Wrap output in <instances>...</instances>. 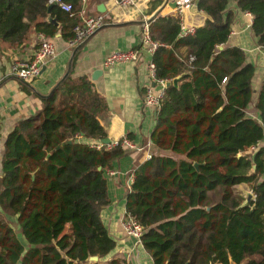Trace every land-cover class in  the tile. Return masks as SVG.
<instances>
[{"label": "trees", "instance_id": "16d2710c", "mask_svg": "<svg viewBox=\"0 0 264 264\" xmlns=\"http://www.w3.org/2000/svg\"><path fill=\"white\" fill-rule=\"evenodd\" d=\"M66 1L79 9V0ZM230 1L198 0L208 18L194 34L180 37L176 17L151 26L163 43L153 56L158 78L182 77L155 108L159 153L146 158V144L91 146L107 138L99 116L108 105L86 76L70 73L40 111L17 122L0 159V264H127L104 261L116 241L101 216L110 203L107 173L127 151L137 157L126 219L142 225L154 264H264V81L258 120L247 114L255 65L227 46ZM235 1L254 15L264 48V0ZM78 21L50 0H0V50L21 54L33 30L70 39ZM181 45L186 56L176 54ZM242 184L255 195L245 205Z\"/></svg>", "mask_w": 264, "mask_h": 264}, {"label": "crops", "instance_id": "0c3cea01", "mask_svg": "<svg viewBox=\"0 0 264 264\" xmlns=\"http://www.w3.org/2000/svg\"><path fill=\"white\" fill-rule=\"evenodd\" d=\"M180 1L138 0L134 5L120 6L116 0H87V14L106 15L108 17L106 23L80 43L71 44L73 37L66 39L61 31L50 37L56 46V57L48 62L40 76L28 82L13 77L10 68L16 61L29 59L41 41L42 32L33 30L29 34V46L21 54H17L18 51L13 49L4 52L0 50V159L5 149L6 138L17 122L35 115L42 109V99L56 88L66 75L70 64L72 76H86L106 100L108 110L99 118L110 142L127 136L137 145L146 144V158L148 154H153L151 151L155 150L157 153L158 147L151 141L157 111L153 107L145 106L143 102L145 88L154 84L149 73L153 55L142 50L137 62L110 67H105L103 61L115 50L140 48L141 35L147 23L150 29L153 26L157 30L154 24L160 17L179 18L177 4ZM197 1H194L193 8L185 12L184 20L188 26L199 28L205 24L208 15L198 8ZM226 11L234 14L227 46H238L243 49L247 60L256 68L253 97L247 114L259 120L255 104L264 81V48L258 45L252 28L254 16L242 11L235 0L228 3ZM188 51L186 45H181L176 54L186 56ZM81 140L91 142L85 138ZM263 146L264 139L259 142L258 148ZM135 154L125 152L107 173L110 203L103 208L101 216L104 225L116 241V247L104 261L124 259L127 264H154L150 252L143 243L128 236L123 226L126 220V193L137 157ZM112 170L116 173L110 174ZM242 185L247 187L245 195L251 193L252 199H255L250 187L247 184ZM242 185L238 187L241 188ZM21 239L25 241L22 236Z\"/></svg>", "mask_w": 264, "mask_h": 264}, {"label": "built area", "instance_id": "2783aa9c", "mask_svg": "<svg viewBox=\"0 0 264 264\" xmlns=\"http://www.w3.org/2000/svg\"><path fill=\"white\" fill-rule=\"evenodd\" d=\"M116 1L120 6H130L136 4L138 0ZM194 1L195 0H181L177 4V14L181 24V34L183 36L194 34L197 30V28L194 26H188L184 20L185 12L193 8ZM50 2L58 4L61 9L68 12L70 16H76L79 18V21L73 27L74 36L71 44L80 43L89 38L106 23V19L108 18L106 15H88L86 10L87 0H79V9L77 10L72 2H68L66 0H50ZM247 14L254 16L248 11ZM40 37L41 41L34 49L29 59L27 61H16L10 68L12 76L20 81L28 82L37 78L41 75L43 68L48 64V62L52 61L56 57V46L52 39L48 38L43 33L40 34ZM162 45L163 43L154 39L150 30V26L147 23L141 35L140 48L115 50L105 57L103 65L105 67H110L120 64H133L140 59L142 50H146L154 56L156 51ZM149 73L154 84L145 88L143 93V102L145 106L159 109L163 103V100L165 99L168 82L171 80L158 78L156 63L153 61V59L149 64ZM91 146L97 150H102L103 148L111 150L116 146H123L137 150L142 149L127 136H124L113 142L111 141L110 143H105L103 140L91 142ZM150 156L151 154L148 155V157ZM114 173H116V171H110V174ZM133 179L134 175H132L130 183L133 181ZM123 226L124 231L128 236L135 238L138 242L142 241L141 239L144 234V229L140 223L132 218H129L124 221Z\"/></svg>", "mask_w": 264, "mask_h": 264}, {"label": "water", "instance_id": "95a60500", "mask_svg": "<svg viewBox=\"0 0 264 264\" xmlns=\"http://www.w3.org/2000/svg\"><path fill=\"white\" fill-rule=\"evenodd\" d=\"M53 22L56 23L55 20H53ZM70 72H71V64L69 65L68 71H67L66 75L64 76V78L67 77V76L70 74ZM181 79H182V77L179 76V77H177V78H175V79L169 81V82H168V87L171 86V85H177ZM51 93H52V92H51ZM156 111H157V110H156ZM103 142H105V143H110V139H109V138H105V139L103 140ZM198 165H199V163H196V166H198ZM250 200H252V194H251V193H248L247 198H246V200H245V202H244V205L247 204ZM98 259H99L98 256H92V257H91V260H98ZM232 262H233V261H232ZM233 263H234V262H233Z\"/></svg>", "mask_w": 264, "mask_h": 264}, {"label": "rangeland", "instance_id": "374dc122", "mask_svg": "<svg viewBox=\"0 0 264 264\" xmlns=\"http://www.w3.org/2000/svg\"><path fill=\"white\" fill-rule=\"evenodd\" d=\"M151 152L155 153V150H154V151H151ZM159 152H160V150L158 149L157 153H159ZM148 155H149V154H148ZM147 158H148V157H147ZM239 189H240L242 192H245V190H247V187H246V185H242V187H241V188L239 187ZM14 226H15L16 230L19 232L20 229H19L18 224L15 223Z\"/></svg>", "mask_w": 264, "mask_h": 264}]
</instances>
